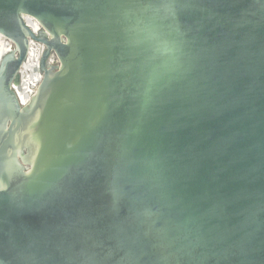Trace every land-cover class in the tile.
Wrapping results in <instances>:
<instances>
[{"label":"water","instance_id":"95a60500","mask_svg":"<svg viewBox=\"0 0 264 264\" xmlns=\"http://www.w3.org/2000/svg\"><path fill=\"white\" fill-rule=\"evenodd\" d=\"M0 34V264H264V0H0Z\"/></svg>","mask_w":264,"mask_h":264},{"label":"bare ground","instance_id":"6f19581e","mask_svg":"<svg viewBox=\"0 0 264 264\" xmlns=\"http://www.w3.org/2000/svg\"><path fill=\"white\" fill-rule=\"evenodd\" d=\"M36 24L34 23V26ZM37 30V27H36ZM12 48L11 43L4 36L0 34V56L1 54L7 52ZM39 48L36 47L33 43L31 44L29 50V56L27 61L24 63L22 67V82L16 85V89L21 96L22 100H25L26 96H30L31 92L37 85V82L40 79V72L38 70V56H39ZM31 61V63L29 62Z\"/></svg>","mask_w":264,"mask_h":264},{"label":"flooded vegetation","instance_id":"af4514ba","mask_svg":"<svg viewBox=\"0 0 264 264\" xmlns=\"http://www.w3.org/2000/svg\"><path fill=\"white\" fill-rule=\"evenodd\" d=\"M34 44L36 47H38L39 48V56H38V64H37V66H38V70H39V72L41 73V69H40V67H39V61H40V57H41V55H42V52H43V50H44V46L40 43V42H37V41H34V42H31V44ZM31 47V46H30ZM50 54H52L50 57H53V53L51 52ZM50 57H48L47 59H48V61L50 60L52 63H54L55 61H53V59H50ZM22 75H23V72H22ZM21 75V76H22Z\"/></svg>","mask_w":264,"mask_h":264},{"label":"rangeland","instance_id":"374dc122","mask_svg":"<svg viewBox=\"0 0 264 264\" xmlns=\"http://www.w3.org/2000/svg\"><path fill=\"white\" fill-rule=\"evenodd\" d=\"M31 63V61H29Z\"/></svg>","mask_w":264,"mask_h":264}]
</instances>
